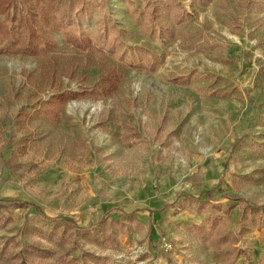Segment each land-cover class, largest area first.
I'll use <instances>...</instances> for the list:
<instances>
[{"label": "rangeland", "instance_id": "1", "mask_svg": "<svg viewBox=\"0 0 264 264\" xmlns=\"http://www.w3.org/2000/svg\"><path fill=\"white\" fill-rule=\"evenodd\" d=\"M180 1L191 18L169 41L138 26L144 0H92L80 25L54 23L48 0H27L24 20L47 34L45 54L27 56L2 36L14 12L0 0V200L26 204L12 210L0 238L23 232L24 244L53 248L43 239L57 225L48 220L87 226L107 213L139 225L113 245L77 237L72 256L86 264H94L87 254L104 264H248L244 256L227 262L188 228L214 214L235 232L238 199L264 203V0L194 9ZM101 23L161 64L151 72L72 44L88 42ZM238 247L263 258L264 226Z\"/></svg>", "mask_w": 264, "mask_h": 264}, {"label": "trees", "instance_id": "2", "mask_svg": "<svg viewBox=\"0 0 264 264\" xmlns=\"http://www.w3.org/2000/svg\"><path fill=\"white\" fill-rule=\"evenodd\" d=\"M211 1L192 0L190 7L192 9L204 7ZM48 4L50 12L54 15V23L80 25L92 11V0H48ZM28 7L27 0H8V8L14 13L9 19L8 26L2 30V36L9 42H17L19 47L14 51L16 54L43 55L46 47L41 40L43 35L47 34L39 31L40 36L37 37V28L40 25L24 20L22 15ZM31 9L35 11L36 15V8L31 7ZM190 18V14L180 0H144L137 24L146 35L153 39L158 37L162 40L173 41L180 34L179 28L187 24ZM84 34L89 35V32L85 31ZM72 44L80 49L84 46L93 47L121 62L145 68L151 72L161 64V59L151 55L146 48L126 46L122 42L120 32L104 23L99 25L97 33L90 36L88 42L76 41ZM1 51L2 49H0V53ZM197 200L199 206H208L211 210L221 211L219 205L200 202V197ZM238 201L241 202V206L235 232L226 227L222 216L214 214H210L200 225H191L188 231L196 235L203 244L218 252L227 262H235L240 256H244L248 264H264V257L258 261H252L249 255L238 247L240 238L251 228L264 226V203L256 204L241 199ZM10 203L4 205L0 200V229L6 228L12 221V210L26 207V204L15 200ZM227 213L228 209L224 210V214ZM122 216L132 217V213ZM2 219H5L3 225ZM48 221L57 224L48 228V235L51 237H43L47 243L53 244V248L32 240L28 244H24L21 238L23 232H21L19 236L0 238V262L4 264H86L80 257L72 256L76 251L74 245H76L77 237L91 243L113 245L116 243V238L125 233V228L128 225L131 223L139 225L132 218L129 222H125L121 218L110 219L107 213L87 226H78L69 217H57ZM117 228H120V231H116ZM57 231H60V234L56 235L53 240L52 236ZM56 249H62V251L57 252ZM87 255L94 264L107 262L106 259Z\"/></svg>", "mask_w": 264, "mask_h": 264}]
</instances>
